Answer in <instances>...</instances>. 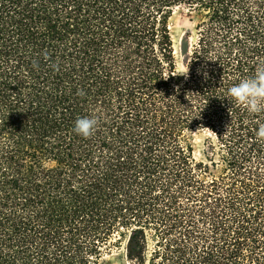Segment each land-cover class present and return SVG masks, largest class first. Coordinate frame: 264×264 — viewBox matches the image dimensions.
Returning a JSON list of instances; mask_svg holds the SVG:
<instances>
[{
	"label": "trees",
	"instance_id": "1",
	"mask_svg": "<svg viewBox=\"0 0 264 264\" xmlns=\"http://www.w3.org/2000/svg\"><path fill=\"white\" fill-rule=\"evenodd\" d=\"M262 64L264 0H0V264H264Z\"/></svg>",
	"mask_w": 264,
	"mask_h": 264
},
{
	"label": "clouds",
	"instance_id": "2",
	"mask_svg": "<svg viewBox=\"0 0 264 264\" xmlns=\"http://www.w3.org/2000/svg\"><path fill=\"white\" fill-rule=\"evenodd\" d=\"M190 64L181 68L178 75L189 77ZM205 79L208 78L206 67L200 72ZM227 98L233 106H238L249 114H259L264 112V64L256 68L254 76L244 78L239 83L228 89ZM231 114V108L229 109ZM99 120L96 118H77L74 131L85 139L91 138L97 129ZM256 138L264 142V124H261L256 131Z\"/></svg>",
	"mask_w": 264,
	"mask_h": 264
},
{
	"label": "rangeland",
	"instance_id": "3",
	"mask_svg": "<svg viewBox=\"0 0 264 264\" xmlns=\"http://www.w3.org/2000/svg\"><path fill=\"white\" fill-rule=\"evenodd\" d=\"M196 22L192 20V14L185 8H177L170 20V27L174 37L178 54L179 65L182 68L187 52L191 46L192 38L188 37L187 33L191 31L195 33ZM194 143L200 147L202 143V135H195ZM113 264H120L114 262Z\"/></svg>",
	"mask_w": 264,
	"mask_h": 264
}]
</instances>
